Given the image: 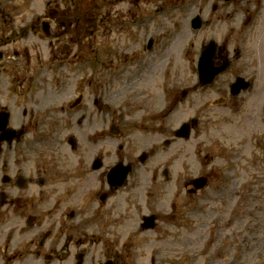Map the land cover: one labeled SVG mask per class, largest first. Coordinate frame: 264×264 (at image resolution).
Wrapping results in <instances>:
<instances>
[{"label": "rangeland", "instance_id": "obj_1", "mask_svg": "<svg viewBox=\"0 0 264 264\" xmlns=\"http://www.w3.org/2000/svg\"><path fill=\"white\" fill-rule=\"evenodd\" d=\"M49 9L57 15L45 35L41 26L49 19ZM196 14L203 24L192 29ZM149 38L154 41L151 49L146 48ZM210 40L238 50L239 58L212 88L195 90L197 59ZM69 44L72 51L64 58ZM80 51L78 58L72 56ZM0 53V107L6 105L16 125L24 109L29 112L24 119L33 118L34 125L35 118L41 120L23 139L29 151L22 167L28 170L40 161L38 167L46 168L35 174L46 177L44 185L18 190L37 215L46 210L43 225L22 228V208L0 207V239L8 235L10 248L23 247L20 261L36 264L28 258L34 255L29 243L49 225L50 199L64 196L66 205L78 207L87 201L83 192L96 184L95 172L79 179L82 185L70 179L78 182L77 189L61 195L62 175L78 160L83 163L84 154L89 159L97 151L113 155L121 139L106 131L104 137L87 135V126L92 132L102 122L90 118L78 125L77 116L97 113L106 124L108 114L128 105L126 119L142 122L152 110L161 119L154 123L168 132L134 129L125 137L129 144L123 152L136 157L150 153L145 172L135 175L137 206L143 208L151 192L156 202L152 207L163 219L155 231L134 236L123 256L130 264H264V0H0ZM60 59L63 64L58 66ZM237 75L252 87L224 98L215 93L216 86H230ZM172 86L190 93L172 112L160 114L163 92ZM101 95L105 115L92 103ZM76 97L82 101L71 110ZM193 122L187 139L164 145L182 123ZM70 137L76 149H71ZM16 166L10 164L12 170ZM164 167L169 182L161 176ZM206 173L207 185L189 197L185 183ZM16 193L11 192L13 197ZM137 225L132 230L139 231ZM87 233L86 264H97L104 249L95 227Z\"/></svg>", "mask_w": 264, "mask_h": 264}, {"label": "flooded vegetation", "instance_id": "obj_2", "mask_svg": "<svg viewBox=\"0 0 264 264\" xmlns=\"http://www.w3.org/2000/svg\"><path fill=\"white\" fill-rule=\"evenodd\" d=\"M53 21H55V19L50 20L49 24ZM149 41H151V44L153 45V39L149 38ZM70 45L71 44L64 48L67 49V52L63 53L64 58L69 55H67V53L72 51ZM75 52L72 53V56L75 58H78L77 54H82L80 51V53H76L74 56ZM1 56L2 54L0 53V57ZM235 58H239V51H230L227 45H224L223 48L219 47L215 49L212 56V62L215 65H221L225 62V64L228 65V69L232 65ZM126 59L130 60L128 57ZM56 63L61 65L63 62H61L60 59ZM97 66L100 67V65ZM238 76L240 75H237L236 77ZM217 77L218 76L215 77L214 81ZM245 79L248 80L247 78ZM214 81L212 84L208 85L210 88H212ZM197 87L198 86L194 89L196 90ZM251 87L252 82L249 81L248 89ZM228 89L230 91V86L226 87L225 82H222L220 85L216 86L215 93L224 98V94H230ZM163 93L165 95V98L163 99L164 106L160 108V114L165 112V110L172 112L175 109L176 104L185 99L190 91H186L184 89L179 91L178 87L172 86L170 87V90L167 89ZM232 96L229 98H234ZM82 98L80 99V97H76L70 103L69 108H71V110L77 109L76 106L81 103ZM221 102H223V99ZM92 103L96 109H99L102 111V114L105 115V111H103L105 104L102 95L93 98ZM124 103L127 104L128 102L124 100ZM128 104L131 105V103ZM124 106L125 108L119 105L112 113L108 114V122L106 124L102 117H98L97 113H94L92 117H87V114H84L85 112H82L79 116H77L76 122L78 125L90 118L98 123L102 122L99 127L92 129V132H89V128L87 126L89 132H87V135L99 134L100 137H104L103 135H106L107 132V134L114 135L123 140L119 139L120 141L116 144L113 155L110 152L105 155L101 151H97L89 159V156L84 154L83 163L78 160L76 162V167H73L71 171L65 172L64 175H62V179H64V187L61 195H68L71 191L76 190V184L79 182V179H84L83 176L90 173L95 172L96 184L86 192L80 191L84 193H82L84 197L86 194L87 201L82 202L78 207L66 205L65 202L61 200L62 197L66 200L67 197L64 196H54L53 199H50L49 208L47 210L50 222L47 228L43 230L37 239H31L29 244L34 248L31 250V253L34 255L28 257L30 258V261H34L36 264H39L41 261L49 264H86L88 261V251L86 246L88 245L87 241L89 240L87 230H89V227L90 229L95 227L98 237L97 242L104 249L102 253H105L102 261L98 260V262L95 263L130 264L127 260L128 257L123 256V254H128L130 252V244L132 245L133 237L138 233L143 234L155 231L159 227L163 218L156 213L155 208L152 207V205H156V202L153 201L155 198H152L151 192H149L148 195L145 194V196H147L146 201L143 204V208L141 206H137L138 199L137 193L135 192V175L140 173L142 170L145 172L146 169H142V167L150 157V153L149 151H143L136 157L129 151L123 152V148L129 144L128 137L127 139L125 137L131 130L134 131L135 129L142 131L149 128L153 129L156 133L167 134L168 128L164 127V125L154 123L159 122L161 119L153 117L154 111L152 110L146 112L142 118L144 119L142 122H134L133 120L126 119L125 114H130L129 108L131 106ZM0 109L6 111V113H4L3 126L4 130H6L5 132L14 130L19 132V136L15 140L13 139L11 142L5 141L0 144V207L19 206L22 208V215L20 217L22 219V228H32L38 223L43 225L45 219L42 214L46 215V210H40L37 215L34 209L31 210L30 205L28 206L26 203H23L24 197L18 194V190L23 191L30 186H42L45 183V176L35 175L39 169L46 172V168L38 167L40 161H35L33 166L28 170L22 167V164L25 163L24 157L27 156V151H29L25 148L29 145L22 143L24 142L23 139L28 131L32 129L30 126H37L40 124L41 120L35 118L36 125H34L33 118H29L28 120L24 119L28 118L27 115H29V112L24 109L21 113V121L18 125H16L12 123L11 113L6 108V105L1 106ZM123 110L126 111L125 114L123 113ZM31 116H34L33 113ZM192 125L193 124H190V128ZM177 133L178 131L175 129L171 140L167 138L164 139V145L168 146L172 144L174 140L187 139L176 136ZM132 134L133 133L131 132V135ZM68 143L71 149L77 148V143L73 137L68 139ZM36 157L40 160V156H38V154ZM108 158H112L109 163ZM10 164L17 165L15 170L10 168ZM58 174L55 177L58 176V178L61 179V176ZM161 176L168 182L171 179L169 171L166 167L162 169ZM204 176H206L208 181V173ZM70 179L77 180L78 182L72 183L69 181ZM60 185L61 184H57L55 187L59 190ZM79 185H82L81 181L79 182ZM184 187L188 196L195 194L197 191V186L195 183H192V179L187 181ZM12 190L17 192L14 195L15 197L11 194ZM51 195H53L52 192ZM25 210H30L32 213H26ZM169 215H171V213H169ZM137 222V228L139 227V231L132 230L131 227L135 226ZM9 242L10 239L8 235L4 236L3 241L0 239V264H24L25 261H20V254L23 252V247L20 248L16 246L10 248ZM92 242L95 241L92 240ZM151 262H153V259H151ZM91 263H94V261H91Z\"/></svg>", "mask_w": 264, "mask_h": 264}, {"label": "water", "instance_id": "obj_3", "mask_svg": "<svg viewBox=\"0 0 264 264\" xmlns=\"http://www.w3.org/2000/svg\"><path fill=\"white\" fill-rule=\"evenodd\" d=\"M51 16H53L51 14ZM202 25V20L200 19L199 16H196L192 19L191 21V26L193 28H199L201 27ZM45 31L46 33L48 34L47 32V29L45 28ZM214 51H215V45H214V42H210L208 45H206L205 47H203L202 49V52L200 54V57H199V63H198V72H199V79H200V82L201 84H207V83H210L213 78L219 74L220 72H222L225 68H226V65H222L220 67H213L212 65V56L214 54ZM239 83L237 82L235 86L238 87ZM3 117H4V114H0V121H1V125H0V129H3ZM188 129V126L187 125H183L177 135H184L186 136L188 134V132L186 133V130ZM3 134H8L10 137L7 138V139H11L13 137V133L12 132H3ZM2 137L0 136V140ZM197 187H203L205 185V178H196L194 179L193 181Z\"/></svg>", "mask_w": 264, "mask_h": 264}]
</instances>
